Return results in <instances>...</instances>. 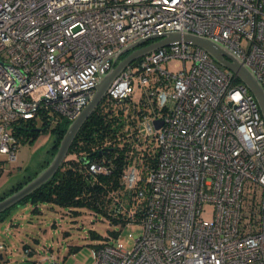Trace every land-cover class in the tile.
Here are the masks:
<instances>
[{
  "label": "built area",
  "instance_id": "built-area-1",
  "mask_svg": "<svg viewBox=\"0 0 264 264\" xmlns=\"http://www.w3.org/2000/svg\"><path fill=\"white\" fill-rule=\"evenodd\" d=\"M171 31L220 44L264 87V0H0V166L17 160L21 120L71 122L116 52ZM172 60L182 66L162 67ZM235 79L203 48L176 41L111 82L106 95L136 105L157 156L135 194L145 200L142 233L131 248L118 231L95 244L92 264H264V116ZM138 172L124 170L125 188Z\"/></svg>",
  "mask_w": 264,
  "mask_h": 264
},
{
  "label": "trees",
  "instance_id": "trees-1",
  "mask_svg": "<svg viewBox=\"0 0 264 264\" xmlns=\"http://www.w3.org/2000/svg\"><path fill=\"white\" fill-rule=\"evenodd\" d=\"M139 115L140 110L131 103L130 98L117 101L105 95L80 127L51 180L16 205L30 203L37 209L39 204L50 203L67 207L73 214L79 212L80 208H87L101 214L109 224L125 225L141 221L145 200L137 198L135 194L138 190H145L147 186L146 177L155 163L157 148L153 138L140 136L137 127ZM38 121L41 122L40 127H37ZM69 123L68 120L58 119L51 128L55 134L50 148L51 157ZM50 125L49 120L45 119L21 120L15 125L14 133L20 137L21 142L34 140L40 131L48 129ZM91 163L105 166L109 172L95 173L90 169ZM131 164L139 167V180L133 189H127L123 185L122 175ZM1 168L3 167L0 166ZM30 178L32 177L27 180ZM27 180L17 182L1 194L0 198L19 188ZM6 212L7 210L1 213L0 218ZM116 231L110 233L115 235ZM71 249L74 251L76 246Z\"/></svg>",
  "mask_w": 264,
  "mask_h": 264
},
{
  "label": "rangeland",
  "instance_id": "rangeland-1",
  "mask_svg": "<svg viewBox=\"0 0 264 264\" xmlns=\"http://www.w3.org/2000/svg\"><path fill=\"white\" fill-rule=\"evenodd\" d=\"M152 40H149L151 42ZM177 70L180 60H172L162 67ZM140 91L133 95L138 102ZM40 131L35 139L20 142L12 163L0 169V194L17 182L33 177L51 157L50 148L55 138L51 130ZM40 127L41 122H37ZM142 130L145 128L142 126ZM52 158V157H51ZM50 158V159H51ZM117 230L120 243L131 248L134 236L142 233L140 222L109 224L101 214L87 208L71 213L69 208L42 203L37 209L30 203L14 205L0 218V264H92L93 245L113 241L111 231ZM76 246L73 251L71 248Z\"/></svg>",
  "mask_w": 264,
  "mask_h": 264
},
{
  "label": "water",
  "instance_id": "water-1",
  "mask_svg": "<svg viewBox=\"0 0 264 264\" xmlns=\"http://www.w3.org/2000/svg\"><path fill=\"white\" fill-rule=\"evenodd\" d=\"M149 40L152 41L149 42ZM176 41H184L203 48L218 64L232 71L253 94L260 112L262 116H264V87H262L253 73L239 59L220 44L203 36L191 33H180L178 31H171L161 36L151 35L146 38L138 39L125 45L116 52L111 58L112 65L109 70L98 74V80L95 85L93 96L89 99L80 114L68 124L66 131L58 143L54 155L47 165L19 188L0 198V214L10 209L43 184L51 180L67 155L68 149L80 127L104 98L107 88L123 69L152 50L167 46ZM125 53L127 54L123 58H120ZM154 125L158 128L160 121L155 120Z\"/></svg>",
  "mask_w": 264,
  "mask_h": 264
},
{
  "label": "flooded vegetation",
  "instance_id": "flooded-vegetation-1",
  "mask_svg": "<svg viewBox=\"0 0 264 264\" xmlns=\"http://www.w3.org/2000/svg\"><path fill=\"white\" fill-rule=\"evenodd\" d=\"M1 195V194H0Z\"/></svg>",
  "mask_w": 264,
  "mask_h": 264
}]
</instances>
